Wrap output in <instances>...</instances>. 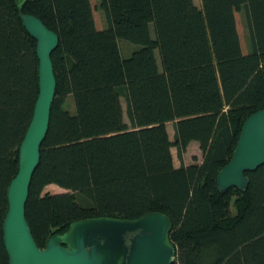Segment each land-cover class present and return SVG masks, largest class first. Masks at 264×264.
Masks as SVG:
<instances>
[{"label": "trees", "instance_id": "trees-1", "mask_svg": "<svg viewBox=\"0 0 264 264\" xmlns=\"http://www.w3.org/2000/svg\"><path fill=\"white\" fill-rule=\"evenodd\" d=\"M100 9L102 30L91 0L23 7L59 37L56 95L26 204L37 245L76 221L160 212L171 221L174 264H264V166L246 173V191L217 190L245 121L264 108V0H101ZM120 40L139 48L124 58ZM38 69L17 0H0V264H9L8 189ZM193 142L202 162L176 167L172 150L182 160ZM50 185L66 192L45 193Z\"/></svg>", "mask_w": 264, "mask_h": 264}, {"label": "water", "instance_id": "water-1", "mask_svg": "<svg viewBox=\"0 0 264 264\" xmlns=\"http://www.w3.org/2000/svg\"><path fill=\"white\" fill-rule=\"evenodd\" d=\"M27 0H17L19 18L37 42L39 94L34 113L19 149V170L8 189L4 245L9 264H174L176 249L169 242L171 221L155 212L138 220L95 218L72 223L64 234L52 236L40 248L26 219V204L33 175L40 163L56 95L52 54L59 37L38 18L25 14ZM264 166V108L244 123L229 163L217 177V190L246 191L252 173Z\"/></svg>", "mask_w": 264, "mask_h": 264}, {"label": "rangeland", "instance_id": "rangeland-1", "mask_svg": "<svg viewBox=\"0 0 264 264\" xmlns=\"http://www.w3.org/2000/svg\"><path fill=\"white\" fill-rule=\"evenodd\" d=\"M91 1H92V5L95 9L94 14H95V21L97 24V28L99 30L107 28V22H106L105 14L100 9L101 0H91ZM194 1L198 7H201V0H194ZM240 18L241 17H239V19ZM239 22L241 23L240 25H242V26H240V28H241V32L243 34V47L247 51L246 46H247L248 33H247V30L245 29V27L243 25L242 18L239 20ZM119 46H120L121 54L124 58L130 57L132 55V53L136 49L139 48V46H137L131 42H128L126 40H120ZM157 58L159 59L158 53H157ZM122 101H123V106H124L125 113H126L127 112L126 100L122 99ZM66 108L69 111L74 112V106H73V102H72L71 98L68 100ZM126 120H128L127 117H126ZM167 129L169 131L171 139L174 140V124L169 123L167 125ZM172 153L174 156V162H175L176 167H180L182 164H184L186 166L192 165V164H200L203 160V153L200 149L199 144L196 142H193L189 145L186 152L182 156V160L179 158L178 151L176 148H174L172 150ZM64 192H66V191H64L63 189H61L55 185H50L45 189V193H50V194H58V193H64Z\"/></svg>", "mask_w": 264, "mask_h": 264}]
</instances>
